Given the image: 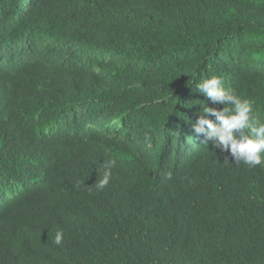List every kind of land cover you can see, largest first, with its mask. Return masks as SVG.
I'll use <instances>...</instances> for the list:
<instances>
[{
    "label": "trees",
    "instance_id": "obj_1",
    "mask_svg": "<svg viewBox=\"0 0 264 264\" xmlns=\"http://www.w3.org/2000/svg\"><path fill=\"white\" fill-rule=\"evenodd\" d=\"M213 75L264 122V0H0V264H264Z\"/></svg>",
    "mask_w": 264,
    "mask_h": 264
},
{
    "label": "clouds",
    "instance_id": "obj_2",
    "mask_svg": "<svg viewBox=\"0 0 264 264\" xmlns=\"http://www.w3.org/2000/svg\"><path fill=\"white\" fill-rule=\"evenodd\" d=\"M196 90L212 103H219L224 107L217 109L206 103L200 108L197 120L192 123L193 130L198 134L206 131L214 148L230 153L234 161L252 167L264 163V122L253 113V103L239 97L234 90L225 88L222 79L215 75L201 80L196 85ZM207 116H214L215 122L206 118ZM114 165L115 161H111L109 167ZM110 176V170H106L98 187L103 189ZM55 243H62L60 231H57Z\"/></svg>",
    "mask_w": 264,
    "mask_h": 264
}]
</instances>
